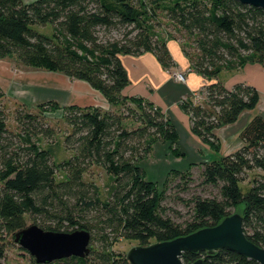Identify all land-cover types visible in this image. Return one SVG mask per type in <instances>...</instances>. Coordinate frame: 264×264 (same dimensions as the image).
<instances>
[{"label":"trees","instance_id":"trees-1","mask_svg":"<svg viewBox=\"0 0 264 264\" xmlns=\"http://www.w3.org/2000/svg\"><path fill=\"white\" fill-rule=\"evenodd\" d=\"M159 8L182 31V51L191 70L206 81L196 93L202 102L195 100V94L180 108L189 118L193 136L220 153L216 131L236 124L260 102L255 87L245 82L227 87L220 76L250 64L264 66V10L234 0H0V59L16 58L24 66L85 82L111 106L123 108L114 112L63 107L69 127L64 146L71 157L57 165L39 142V137L53 141L55 129L20 108L15 114L20 132L14 133L0 105V234L14 238L28 227V218L46 231L85 230L91 235L89 256L51 264H130L126 256L114 253L118 241L140 246L172 241L217 226L243 205L244 232L264 249V179H255L247 193L240 187L249 172L264 173L263 116H255L243 128L237 151L198 168L192 164L186 172L171 171L162 192L146 180L140 167L156 143H170L176 154H184L176 126L159 107L143 98L122 96L130 83L123 56L152 53L164 69L176 66L167 40L155 33ZM47 25L52 27V38L34 29ZM5 97L0 85V104ZM53 105L39 108L59 109ZM128 121L139 126L129 128ZM95 165L115 178L116 187L106 201L97 186L83 179ZM197 169L200 184L217 193L193 196L188 203L192 219L179 223L163 203L172 181L190 184ZM58 172L66 179L58 181ZM182 190L188 191L187 185ZM6 248L0 244V264L6 260ZM199 259L203 264H256L226 249L212 255L187 252L182 257L184 264ZM30 260L38 264L33 257Z\"/></svg>","mask_w":264,"mask_h":264},{"label":"rangeland","instance_id":"rangeland-1","mask_svg":"<svg viewBox=\"0 0 264 264\" xmlns=\"http://www.w3.org/2000/svg\"><path fill=\"white\" fill-rule=\"evenodd\" d=\"M25 1L26 3H33L36 0ZM163 6L164 5L161 7ZM155 24H157L155 33L161 39L167 40L166 42H169L168 46L173 47V41H177L182 45V31L176 24L170 22L168 18H166L165 13H163L160 8L157 9ZM34 29L50 38L53 37V30L49 25L43 27L35 26ZM258 69H260V71ZM56 78L66 79L64 75L58 72L48 71L44 68L24 66L16 58L7 57L5 59H0V84L6 94V97L1 101L0 105L7 114L8 129L17 134L20 132V127L15 120V114L20 108L26 109L35 117L43 118L45 123L55 129L56 137L53 141H48L43 137H39L40 146L42 149L49 151L53 156L54 162L60 165L71 157V153H69L64 146V138L69 131V127L63 120L62 108L68 106L64 104L66 102H71L73 96L71 95L72 90L62 91V85L60 86L58 83L57 85H59V88L57 87V96L61 94V96H59L61 99H50L49 94L53 93L51 90L56 86L54 83ZM221 79L222 77L220 76V80ZM231 79V83L245 82L257 89L260 94V102L255 109L250 110L248 113L253 116H262L260 112L264 113V66L260 63L251 64L243 73L236 74ZM70 80L73 86L77 82V80ZM53 94H56L55 90ZM200 102H202V99H200L198 103ZM43 104H55L59 109L53 111L52 106L46 107V109L39 108V106ZM93 104L99 107L103 105L102 109L104 111L120 112L123 110V108L119 109L111 106L104 96L101 102L93 101ZM171 113L170 119L174 125L176 123L175 126L180 136L179 145L184 154H176L171 149L170 143H156L152 156L140 164V167L146 172V180L156 183L160 192L164 190V183L171 171L186 172L191 168L192 164H196V168H198L201 166V163L212 162L222 158L220 153H215L208 149L207 146L196 143L190 133L183 127L180 119L176 117L174 115L175 113L172 111ZM244 123L245 121H240V123L230 127V129L223 130L220 140L224 143L223 145H225L227 153L234 151L241 145L239 135L240 129L243 127ZM127 125L129 128H136L139 126V124L133 121H128ZM228 135H230L229 138L227 137ZM223 151H225V148H223ZM56 178L58 181H62L66 179V175L62 172H58ZM83 179L86 183L94 184L99 188L100 197L104 201L110 198L112 191L116 187L115 178L103 166H93L91 170L84 175ZM255 179H264V173L260 170L249 172L245 181L240 184L243 193H247L250 190ZM200 183L198 169L192 172V181L190 184L178 179L172 181L167 193V199L164 201L163 205L169 210L168 212L172 215L174 220L182 223L192 219V209L188 203L193 196L201 195L207 197L214 196L217 193L214 189L203 187ZM186 185L188 191H183L182 188L186 187ZM179 186L182 187L179 188ZM244 210L245 206L243 205L233 211H239L243 214ZM27 220L28 226L34 225V222L30 221L28 218ZM0 244H5L7 246L4 264H31L30 259L32 257L27 251L23 250L14 242V238L11 235L0 234ZM138 244L139 243L135 241L120 240L114 244L113 251L117 255L127 256L128 252L132 249L131 246Z\"/></svg>","mask_w":264,"mask_h":264},{"label":"water","instance_id":"water-1","mask_svg":"<svg viewBox=\"0 0 264 264\" xmlns=\"http://www.w3.org/2000/svg\"><path fill=\"white\" fill-rule=\"evenodd\" d=\"M234 1L264 10V0ZM233 213L217 226L201 229L188 236L149 246H131L127 260L130 264H184L182 257L187 252H207L212 255L226 249L253 260L256 264H264V249L252 243L244 232L242 212ZM14 241L38 264H51L72 257L86 258L91 253V235L85 230L58 233L31 225L16 233ZM203 263V259H199L191 264Z\"/></svg>","mask_w":264,"mask_h":264},{"label":"crops","instance_id":"crops-1","mask_svg":"<svg viewBox=\"0 0 264 264\" xmlns=\"http://www.w3.org/2000/svg\"><path fill=\"white\" fill-rule=\"evenodd\" d=\"M173 42H174L173 47L168 46L171 55L176 63V66L171 70L164 69L161 66V64L158 62L156 56L152 53H145L140 56L127 55L122 57V62L128 73L129 81H130L127 88L123 91L122 96L128 99L143 98L153 103L157 107H159L162 111L165 112L166 115L168 114L169 118L171 117L170 115H172L171 113L172 111L173 113H175L174 115L180 119L181 124L187 130V132L190 133L194 141H196V143L200 145H203L191 133L189 118L181 110L180 103L183 101H187L188 99H191L197 92L201 91L206 81L195 71L191 70V63L183 53L182 46L179 44V42L177 41H173ZM167 44L169 45V42H167ZM250 66L251 64L247 65L245 68L236 72L222 73L221 81L227 87H231L232 85L235 84V83H231L232 82L231 78L234 77V75L236 74L243 73L245 69ZM258 70L260 71V69ZM182 72L187 75V81L184 84L178 83L174 79V75L176 73H182ZM64 77L66 79L56 78L54 80L56 86L51 91L54 93L55 90L56 94L53 93L49 94L50 99L52 100L55 98L61 99L59 97L61 96V94L57 96L58 94L57 87L59 88V85L60 86L62 85L61 90L68 91L70 89L72 90L71 95L73 96L71 102H66L64 105H68V106L76 105L81 108H89V107L103 108V105L99 107L98 105L93 104V101L101 102V99L103 98V95L101 93L91 88L87 83L79 80H77L76 84L73 86L71 84L70 78L66 76ZM58 83L59 85H57ZM248 112L249 111L244 112L241 115L239 121L236 123L238 124L240 123V121H245L243 127L240 129V133L243 130V128L255 117ZM260 114L264 116L263 115L264 113L260 112ZM236 124L224 127L216 131V135L221 139L222 138L221 134L223 133V130L225 131L227 129H230V127H233ZM227 137L229 138L230 135H228ZM179 143H180V139H179ZM221 144H222L220 150V154L222 155L221 157L233 153L241 147L240 145L234 151L227 153L226 147L225 145H223L224 143L222 142V140H221ZM223 148H225V151H223Z\"/></svg>","mask_w":264,"mask_h":264},{"label":"built area","instance_id":"built-area-1","mask_svg":"<svg viewBox=\"0 0 264 264\" xmlns=\"http://www.w3.org/2000/svg\"><path fill=\"white\" fill-rule=\"evenodd\" d=\"M174 79L178 82V83H186L187 81V75L185 73H176L174 75ZM200 96L198 94L195 95V100L198 102L200 101Z\"/></svg>","mask_w":264,"mask_h":264}]
</instances>
